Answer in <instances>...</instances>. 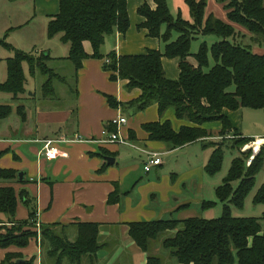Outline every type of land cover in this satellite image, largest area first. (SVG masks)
<instances>
[{
	"label": "crops",
	"instance_id": "1",
	"mask_svg": "<svg viewBox=\"0 0 264 264\" xmlns=\"http://www.w3.org/2000/svg\"><path fill=\"white\" fill-rule=\"evenodd\" d=\"M127 2L130 28L126 34L115 31L108 35L102 54L106 57L115 52L121 57L145 55L148 51L164 53L165 43L149 37L147 29H140L146 19L139 14V9L149 5L156 10L155 0ZM168 3L175 18L181 15L185 21L193 22L186 0H168ZM5 5L9 6L8 11L13 10L12 18L4 28L7 43L15 50L36 56L48 53L52 58L49 66L61 75L60 69L51 64H68L69 45L62 42L61 36L48 37V25L60 13V0H0V11ZM210 16L232 24L249 36L242 26L230 22L224 4L217 0H207L205 20ZM3 21L0 17V24ZM177 38L178 34L174 33L172 40ZM0 49L13 53L2 46ZM84 49L88 55L93 54L90 42H84ZM253 51L264 55V48L255 47ZM12 56L0 59L6 62ZM190 62L197 65L194 58H190ZM105 64H109L108 58L84 60L77 81L72 66L73 105L57 108L52 99L42 97L45 100L25 108V118L17 114V108H13V114L18 118L10 119L13 114L6 119L0 118V169L25 175L23 182L18 177V181H2L0 187H12L18 196L16 222L30 219L31 209L22 197L24 193L37 207L36 225L67 226L56 231L65 232L72 241L77 238L76 224L99 225L98 243L102 246L94 259L85 258L82 264H147L148 255L130 237L129 225L168 219L184 221L203 218V214L209 213L211 209H204L203 206L214 201L207 198L212 197L209 194L204 195L205 167L215 150L212 143L222 139L220 132L223 125L218 121L205 123L199 128L204 129L208 136L184 146L175 147L151 140L149 133L143 129L144 125L169 121L176 133L182 127L198 126L178 119L173 108L161 116L157 104L137 112L132 103L141 96V90H128V81H111L112 72L104 70ZM162 64L170 80L180 78V59L164 57ZM24 70L28 83L29 66L25 64ZM62 77L65 80L60 82L68 85V77ZM28 87L26 85L27 92ZM106 96L117 99L121 106L111 107ZM240 112L241 109L223 111L234 130L243 137L251 138L238 123ZM121 117L127 123L119 128L120 134L133 146L98 143L104 138L105 130L115 132L112 130L115 126L113 121ZM214 131L219 135H215ZM60 138L80 142L60 143L57 159L47 160L41 153L42 143L39 141ZM232 139L234 136L231 133L226 140ZM252 139L264 142L261 136ZM154 155L159 156L160 165L147 171L146 166L156 159ZM139 156L140 161L137 160ZM107 158L112 164H108ZM113 193L118 194L119 200L110 204L108 200ZM195 207H199L201 215ZM0 225L13 224L5 214L0 213ZM41 242L42 239L35 237L25 248L0 247V264H54V260L45 255ZM13 254L17 258L8 260V256Z\"/></svg>",
	"mask_w": 264,
	"mask_h": 264
},
{
	"label": "trees",
	"instance_id": "2",
	"mask_svg": "<svg viewBox=\"0 0 264 264\" xmlns=\"http://www.w3.org/2000/svg\"><path fill=\"white\" fill-rule=\"evenodd\" d=\"M217 1L224 4L230 22L242 26L249 36L214 16L205 20L207 0H186L192 23L185 21L181 15L175 18L168 0H155L156 10H152L149 5L139 9V14L146 19L140 29H147L149 37L165 43V52L148 51L145 55L121 57L112 52L105 57L102 48L106 37L115 31L126 34L130 28L127 0H60V13L49 23L48 37L61 36L62 42L69 45L67 61L74 67L75 81L84 60L108 58L109 64H105L104 70L112 72L111 81H128V90H141V96L132 103L137 112L157 104L161 116L173 108L178 119L198 126L182 127L176 133L169 121L144 125L143 129L149 133L151 140L170 143L175 147L184 146L208 136L200 126L218 121L223 125L220 132L223 140L232 133V140L236 144L248 143L255 139L243 137L234 130L223 111L242 108L264 111V55L253 51L255 47L264 48V0ZM174 33L178 34L176 40H172ZM202 36H213L218 40L212 45L203 42L198 52L193 53L192 43ZM247 38L251 42L246 43ZM6 40L7 37L0 40V46L13 51V56L6 60L7 78L4 82L0 81V96L8 95L14 100H21L27 94L26 64L31 77H45L41 87L42 97L53 99L55 83L65 78L49 66L51 56L45 52L36 56L15 50ZM86 41L92 45V55H88L84 49ZM164 57L180 59L178 80H170L166 76L162 64ZM190 58L195 59L196 66L190 62ZM211 58L214 60L212 67ZM106 98L111 107L121 106L117 99L110 96ZM13 110L12 106L0 103V118L10 117ZM17 114L25 118V107L19 106ZM112 130L116 131V127ZM212 145L215 150L205 171L214 177L222 169L225 145ZM262 169L264 147L250 166H246L242 156L233 160L228 177L216 189L218 201L225 205L220 218L131 223L130 237L147 253V264H166L156 254L161 247L178 264H264V215L258 219L237 218L231 212V207H244L246 198L256 185V176ZM2 181H18V173L0 169V184ZM235 182L239 183L237 188L233 187ZM22 197L31 209L28 221L16 222L14 219L18 196L12 187H0V213L8 216L13 226L36 224L37 207L31 204L34 201L24 193ZM118 200V194L113 193L108 202L113 204ZM254 204L264 205V184L255 195ZM216 205V202H209L203 208L208 210ZM59 227L67 226H42L41 247L45 255L54 260V264H82L85 258L96 257L102 246L98 243L99 225L76 224L77 238L73 241L65 232H57ZM35 237L36 233L32 232L15 237L0 235V247L25 248ZM15 258L9 255L7 259L13 261Z\"/></svg>",
	"mask_w": 264,
	"mask_h": 264
},
{
	"label": "rangeland",
	"instance_id": "3",
	"mask_svg": "<svg viewBox=\"0 0 264 264\" xmlns=\"http://www.w3.org/2000/svg\"><path fill=\"white\" fill-rule=\"evenodd\" d=\"M9 5V4H8ZM7 5L3 6L1 8L0 14H1V20L4 19L3 23L0 24V40L4 39V28L5 25L8 24L9 20L12 18V11H8ZM14 7V6H13ZM1 23V22H0ZM6 27H9L7 25ZM17 35V34H13ZM18 37V36H17ZM16 37V38H17ZM21 39L24 41L23 36H20ZM199 38L198 40L194 41L192 43V52L197 53L199 50V47L202 43V41H206L208 44H212V42H216L218 39L216 37L210 36L206 39ZM21 42L20 40H18ZM246 43L251 42L248 38L245 40ZM26 50H29L28 47H25ZM10 55H13L12 52H8L7 50L0 49V58H7ZM211 67L214 65V60L211 58L210 60ZM6 62L2 61L0 64V81H5L7 78V72H6ZM51 66H54L56 68L60 69V73L62 76L68 77V85L64 84V82L57 81L55 83V89L56 93L53 97V105H55L57 108H66L68 106H71L75 102V95H74V80L71 77L72 76V65L70 62L68 64L61 63V64H51ZM71 67V68H70ZM27 71V70H26ZM28 83L27 86H29V90L27 92V95L23 97L21 100H14L8 95H2L0 96V101L2 104H9L13 108H18L19 106H25V108L31 107L32 103H40L42 100H45L42 98V92L41 87L42 84L45 81V77L41 75H37L36 77H31L28 75ZM234 88H232L233 90ZM36 94V95H35ZM34 98V99H33ZM126 116H130V114H125ZM16 114H13L10 119H16ZM20 118V116H19ZM237 118V117H236ZM238 123L243 126L242 130H245L246 134H249V136H252L251 138L256 137H264V111L260 109H250V108H242L241 112L238 114ZM244 133V131H242ZM215 135H219L217 132H213ZM258 135V136H256ZM0 136L1 132H0ZM4 136V134H3ZM6 136V135H5ZM249 137L248 135H245ZM217 141V140H215ZM230 141V142H229ZM237 141V140H236ZM259 141L258 139H255L252 142L248 143H239L236 144L235 140H223L219 139L217 144H223L225 145L223 151H224V162L221 171L216 174L214 177H210L207 174L205 186H204V195L208 196V194L212 197L214 202L217 203V205L212 208L209 213L203 214V218L206 219H217L220 218L223 215L224 207L225 205L223 203H220L217 200L216 194L214 190L223 184L224 179H226L229 175V171L231 169L233 160L237 158L238 156H242L246 160V166H250L254 158L257 156L259 151L264 147V142L260 145L259 151L256 152V145ZM42 145V144H41ZM236 145V146H235ZM43 147V145H42ZM235 147V148H231ZM137 160H141V157H137ZM238 182L233 183V187L237 188ZM264 184V169L256 176V185L254 189L251 191V193L246 198L244 207L242 209H238L236 207H231V212L234 217L237 218H262L264 215V205H256L254 204V197L257 194L258 190L262 187ZM209 200V199H206ZM227 205V204H226ZM199 214L201 215V211L199 207H195ZM6 216V215H5ZM8 217V216H6ZM16 217H14L15 219ZM264 225V221L262 222ZM36 233V237L42 239V226H37L36 224L28 225V226H18V225H0V235L1 236H19L26 233ZM164 236H162L163 238ZM158 245V243H157ZM16 247L17 246H11ZM158 256L163 258L166 261V264H178L175 259L171 258L169 252L162 247L158 249L157 251ZM11 256H16L15 254Z\"/></svg>",
	"mask_w": 264,
	"mask_h": 264
},
{
	"label": "built area",
	"instance_id": "4",
	"mask_svg": "<svg viewBox=\"0 0 264 264\" xmlns=\"http://www.w3.org/2000/svg\"><path fill=\"white\" fill-rule=\"evenodd\" d=\"M115 127L117 130L115 132H108L107 130L104 131V138H102L98 143L100 144H120V145H127V146H133L126 138H123L122 135L120 134L119 128L127 123V120L123 117L115 119L113 121ZM42 143V155L45 156L47 160H55L59 156V148L58 145L62 142L66 143H72V142H80L79 140H66L65 138H60V139H46L43 141H39ZM156 159L152 162H150L146 166V170L150 171V168L152 166H157L160 165V158L158 155H154Z\"/></svg>",
	"mask_w": 264,
	"mask_h": 264
},
{
	"label": "water",
	"instance_id": "5",
	"mask_svg": "<svg viewBox=\"0 0 264 264\" xmlns=\"http://www.w3.org/2000/svg\"><path fill=\"white\" fill-rule=\"evenodd\" d=\"M107 161H108V164H112L111 162H110V158H107ZM114 161V160H113ZM24 173H22V172H20L19 174H18V177H19V180L21 181V182H23L24 181ZM20 262H22V261H20Z\"/></svg>",
	"mask_w": 264,
	"mask_h": 264
},
{
	"label": "bare ground",
	"instance_id": "6",
	"mask_svg": "<svg viewBox=\"0 0 264 264\" xmlns=\"http://www.w3.org/2000/svg\"><path fill=\"white\" fill-rule=\"evenodd\" d=\"M263 142H262V140H259V141H257V143H255V145H256V152L257 151H259V148H260V145L262 144Z\"/></svg>",
	"mask_w": 264,
	"mask_h": 264
}]
</instances>
